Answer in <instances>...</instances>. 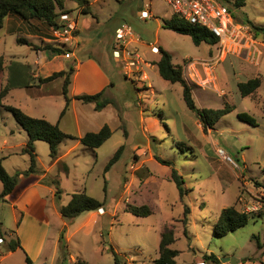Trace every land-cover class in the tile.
<instances>
[{"label": "rangeland", "instance_id": "374dc122", "mask_svg": "<svg viewBox=\"0 0 264 264\" xmlns=\"http://www.w3.org/2000/svg\"><path fill=\"white\" fill-rule=\"evenodd\" d=\"M64 1L79 30V46L73 43L77 56L87 55L80 52L82 48L95 51L100 42L105 56L97 57L115 84L110 106L102 113H89L94 118H85L90 126H82L81 131L107 124L112 135L96 149L76 144L74 139L59 146V155L69 170H64L63 163L52 166L49 183L37 187L46 213L42 223L33 211L39 204L30 199L34 190L25 193L16 208L12 205L24 185L34 178L32 173L19 175L13 192L0 201V264H27L26 255L33 258L31 264H76L77 259L88 264H114L110 246L126 264H151L157 257L164 227L174 231L176 241L171 248L179 252L176 264H264V37L253 28L264 27V0H223L240 29L238 36L223 44L199 46L189 36L162 28L163 20L172 16L162 0H143L151 6L148 18L140 17L145 8L137 0H89L90 14H83L76 3ZM238 2L242 4L237 6ZM21 21L9 16L0 29V58L6 65L11 59L33 63L32 50L39 46V40L30 35L33 30L52 38L46 24ZM119 27L128 28L131 39L136 40L121 51L123 42L115 37ZM17 39H25L33 47L18 44ZM158 48L171 54L173 65L191 86L199 109H221L229 104L233 111L204 130L186 107L182 86L163 80L156 66L144 65L160 57ZM114 49L120 51L121 58L114 60ZM129 63L135 64L129 67ZM256 77L261 80L260 87L242 98L237 84ZM4 81L0 77V83ZM34 95L42 96V100H33L37 111L32 115L45 116L54 123L63 102L60 81L42 85V91H34ZM16 98L7 97L4 103H18ZM238 113L253 117L256 126L240 121ZM59 127L77 137L72 110ZM26 139L14 117L1 110L0 162L10 175L29 169V157L21 153ZM120 146V159L104 173ZM219 150L225 156L219 155ZM35 154L37 170H45L52 163L47 143L35 142ZM155 156L170 161L183 177L187 192L182 198L171 181V167L158 163ZM56 189L60 190L58 195ZM83 189L104 203L103 212H86L72 222L65 221L59 208L68 203L72 193ZM140 206H148L151 214L136 216L128 212L129 207ZM230 206L252 217L245 227L216 238L214 221L221 209ZM186 209L189 212L184 225ZM22 213L29 216L21 220ZM61 235L66 245L65 259L59 243ZM12 239L19 241L21 248L9 253Z\"/></svg>", "mask_w": 264, "mask_h": 264}, {"label": "trees", "instance_id": "16d2710c", "mask_svg": "<svg viewBox=\"0 0 264 264\" xmlns=\"http://www.w3.org/2000/svg\"><path fill=\"white\" fill-rule=\"evenodd\" d=\"M70 1L76 3L77 7L82 9L83 14H90L88 0ZM239 3L242 4V2H238L237 6H239ZM61 13H70L65 7L64 0H0V29L3 27L6 18L9 16L17 17L25 23L39 21L50 28L51 26L56 25ZM162 28L173 31L179 35L189 36L195 46H199L202 43L215 45L218 42L217 38L206 29L189 24L176 15H172L169 19L163 20ZM253 28L256 34H261L264 37V27L253 26ZM17 43L33 47L32 44L25 39H17ZM34 50L50 51L55 55H66L72 52L71 47L53 41L50 43H42L39 46H36ZM158 52L160 58L155 65L159 76L169 83H179L182 86V96L185 105L189 111L197 116V119L204 130L212 128L219 119L233 111L234 107L229 104H225L221 109H199L194 103L191 86L184 80L181 70L173 65L171 54L162 48H158ZM4 70V63L2 58H0V77H2ZM72 74L73 67L68 66L66 70L54 72L47 77H38L35 80L30 74L29 65L12 63L8 66V75L5 84L0 83V111L4 110L10 113L17 124L25 131L27 141L22 148L21 153L28 155L30 166L27 171L10 175L6 172L0 162V183L2 185L0 201H5V198L13 192L17 185L19 175L26 176L29 173H38L36 169L35 142L42 141L47 143L50 158L55 160L58 155L59 145L66 139L79 140L84 147L96 149L111 137V129L108 125H104L98 132H87L81 138H76L64 133L60 129L58 123L52 124L42 118H32L19 108L4 105L2 103L3 98L11 89L40 86L55 79L63 78L62 95L65 100V107L61 115H63L67 109L71 99L80 101L83 104H93L95 111H101L107 105L111 104V101L104 96V90L93 95H80L70 98L68 95V87L70 85ZM260 85L261 80L256 77L249 79L246 82L238 83L237 89L240 96L243 98L253 95ZM237 117L242 122L256 126L255 119L246 113H238ZM122 149V146L117 149L112 158L105 165L104 173H106L120 159ZM155 159L158 163L171 167V181L175 184L179 197L182 198L187 192L184 187L185 182L183 177L172 167L170 161L163 160L158 156H155ZM103 191L106 193V181H104ZM59 193L60 190L57 189L56 195ZM103 204V202L88 196L86 191L75 192L70 195L68 203L59 208V215L65 221L72 222L83 213L103 209ZM128 212L136 216H148L151 214V210L148 206L129 207ZM188 212V209L184 211V225H186L185 223ZM250 217H252V215L238 211L233 206L221 209L218 218L214 221L213 236L216 238H222L245 227L248 224ZM184 234L187 236L186 230H184ZM175 241L176 238L173 229L164 227L159 235L158 256L152 260L151 264H176V257L179 252L171 248V245H173ZM59 243L61 245L63 259H65L66 245L63 240V235L60 236ZM20 248L19 241L13 239L9 241V252H15ZM108 251L113 257L114 264H126V261L122 259L113 247L110 246ZM211 258L214 260L216 259L214 256H211ZM25 261L27 264H31V260L27 255L25 256ZM76 264L88 263L85 260L77 259Z\"/></svg>", "mask_w": 264, "mask_h": 264}, {"label": "crops", "instance_id": "0c3cea01", "mask_svg": "<svg viewBox=\"0 0 264 264\" xmlns=\"http://www.w3.org/2000/svg\"><path fill=\"white\" fill-rule=\"evenodd\" d=\"M117 1L123 2L125 0H117ZM137 1H138L139 6L142 7L143 0H137ZM89 5H90V2H89ZM21 22H23V21H21ZM30 23H33V21H31ZM30 23H27V24H30ZM78 33H79V30L77 29V31L75 32L74 40H73V43L76 42L77 46H79V41L77 40L78 39V37H77ZM30 35H32L33 38H36L39 40V45L42 43L52 42L51 38L49 36H47L46 33L39 32L37 29L33 30ZM133 41L136 42V40H133ZM73 43L71 44L72 46L67 45V46L71 47L72 52L69 54H66V55H55V54L51 53L50 51H45V50L35 51V50L31 49L34 52V61L32 64L29 63L28 61H23L20 59H11V61H10V63H8V65H6L4 63L5 70L2 74V77H4V79L6 81V78L8 75V66L12 63L29 65L30 74L34 77L35 80L38 77H47L54 72L66 70L68 68V66H72L73 67V74L71 76L70 85L68 87V95L70 98H73L75 96H80V95H93V94H96V93L104 90V96L112 102L113 101V99H112L113 98V91L115 90V84L112 82V78L108 75V73L106 72V69L103 67L101 61L97 57L98 55H100L101 57H103V55H104V53H102L100 51L102 49L101 43L99 42V47L98 48L96 47L95 51H92V50L91 51H84L85 48H82V50L80 49V52L82 54H87L85 56H82L81 53L79 52L81 57L77 56ZM115 50L116 49L113 50V57L115 58L114 60H117L121 57L117 58L116 55H114ZM124 51H125V48H124ZM126 55H127V53H126ZM159 58L152 60L151 61L152 63H145L144 62V65L148 68H152L153 66H156L155 63L159 60ZM122 62H123V59H122ZM52 63H56V67H51ZM137 67L135 69H138V68L142 69L141 66H139L138 68ZM144 77H146L145 73H144ZM55 80L60 81V84L63 85V78H58ZM55 80H53V81H55ZM5 81L3 84H5ZM53 81H51V82H53ZM51 82H49V83H51ZM45 84H47V83H45ZM45 84H42V85H45ZM42 85L31 86V87H27V88L11 89L8 92V94L3 98L2 103L4 105H10V106H14V107L17 106V108H19L26 115H28L32 118L44 119L45 116L42 117V115H40V117H36V116L32 115L33 113H35V111H37V107H36L37 103L34 102L33 100L38 99V98L42 100V96L36 97L34 95V91H42ZM13 95H15L17 97L16 99L18 100V103H15L13 105L12 104H5L4 100L7 97H13ZM61 96L63 99L62 100L63 102L61 105V110H60L59 116L56 119V121L54 123H52L50 121L52 124L58 123V125L61 126V124L63 123L64 117L67 115V113H69L72 110V118H74V124L76 125V128L79 131L76 138H81L87 132H98L104 125H107V124H104L102 127H99V129H94V130L93 129H86V131H83V132L81 131L82 126H86V128H89L88 126H90V121H88L85 118H94L92 116L89 117V115H88L89 113H91V112L102 113L108 106H110V104L107 105L101 111H95L93 104H83L80 101L71 99L70 103L68 104L67 109L65 110L63 115H61V113L65 107V100L63 98V95H61ZM79 103H81V104H79ZM40 106L42 107V103ZM79 110H81L80 113H79ZM38 111H42V110L39 109ZM97 116H99V115H97ZM117 118H119L118 115H117ZM26 141H27V139H26ZM26 141H25V143H26ZM76 142H77L76 144L80 143L79 140H76ZM25 143H24V145H25ZM24 145H23V147H24ZM70 150H71V148H70ZM67 152H68V150L65 153H67ZM59 154H60V152H59V147H58L57 158L55 160H52V163L45 170L44 169L37 170L38 173L34 174V178L32 179V181H29L30 179H28L27 181H29V182H27L24 185V188L21 191L19 197L16 200L12 201V205L16 208L17 207L16 204L21 200L22 196L25 193L30 192L31 190H34L35 193L33 192V195L30 196V199H31V202L39 204L38 208L34 209L33 211H35V213L37 212L36 219L40 223H42V218H45L46 213L44 212V206H43L44 203L42 204V202H43L42 197H40L37 194V192H38V191H36L37 187L42 186V185L45 186L49 183L48 172L50 171L52 166L57 165L59 163H63L64 170H69L68 166L62 161L63 156H61ZM56 190H54V192H56ZM83 191H85V189H83ZM78 192H81V191H78ZM100 211L103 212V209H100L99 212ZM26 215L29 216L28 214L22 213L21 220ZM92 215L93 214H91V216ZM94 215H95V213H94ZM43 242L44 241L42 238L41 241L39 242V245L37 248L38 254L41 253ZM158 243H159V241H158ZM9 253H12V252H9ZM157 256H158V254H157ZM31 263H32V261H31Z\"/></svg>", "mask_w": 264, "mask_h": 264}, {"label": "built area", "instance_id": "2783aa9c", "mask_svg": "<svg viewBox=\"0 0 264 264\" xmlns=\"http://www.w3.org/2000/svg\"><path fill=\"white\" fill-rule=\"evenodd\" d=\"M169 6L172 15H176L189 24L199 26L209 31L218 43L223 44L226 40L235 39L240 29L235 23L234 18L228 6L221 0H162ZM143 11L140 14L141 18H148L150 12V4L142 3ZM51 40L53 42L71 45L73 43L75 32L77 31L76 19L71 13H61L58 17L56 25L50 27ZM117 41H122V47L127 43L134 42L132 33L128 28L119 27L115 30ZM130 38V39H129ZM117 49L114 52L116 57L119 56ZM132 54L128 53V56ZM138 58L137 55L134 56ZM138 60V59H137ZM135 63H129L132 67ZM219 155L225 156L224 152L219 150ZM227 160L231 161L228 157Z\"/></svg>", "mask_w": 264, "mask_h": 264}, {"label": "bare ground", "instance_id": "6f19581e", "mask_svg": "<svg viewBox=\"0 0 264 264\" xmlns=\"http://www.w3.org/2000/svg\"><path fill=\"white\" fill-rule=\"evenodd\" d=\"M154 122V121H153ZM154 126V125H153Z\"/></svg>", "mask_w": 264, "mask_h": 264}]
</instances>
